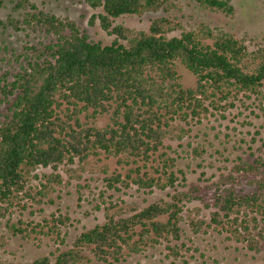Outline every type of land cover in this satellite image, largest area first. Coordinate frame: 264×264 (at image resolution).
Segmentation results:
<instances>
[{"label":"trees","instance_id":"1","mask_svg":"<svg viewBox=\"0 0 264 264\" xmlns=\"http://www.w3.org/2000/svg\"><path fill=\"white\" fill-rule=\"evenodd\" d=\"M83 1L102 9L89 24L99 21L114 36L111 43L95 41L75 20L56 16L32 0L14 2L13 12L20 18L10 14L2 22L43 35L26 46L31 52L19 69L0 77V219L9 217L7 228L23 240L42 236L66 244L67 215L52 214L42 222L11 217L15 209L54 201L53 193L64 184L61 166L70 178H80L78 171L93 165L91 158L105 174L109 165L104 159L117 158L119 164L135 167L125 178L121 173L106 176L110 187L120 190L117 184L133 183L150 192L176 187L177 157L163 152V165L153 166V174H141L139 162L144 167L155 162L153 155L166 140L182 141L192 122L216 113L224 117L238 102L244 105L254 96L264 109V46L259 42L250 49L243 38L204 22L187 29L170 14L180 8L175 0ZM193 1L212 11L235 13L231 0ZM160 11L164 14L153 18L146 31L114 23L123 15ZM180 67L195 76L193 86L185 85ZM102 117L108 118L105 123ZM194 152L202 155L204 150ZM75 163L80 167L74 168ZM47 167L53 171L38 172ZM235 173L178 189L140 210L109 200L104 223L32 264H94L93 257L118 262L163 243L167 256L177 257L185 244L170 243L185 233L181 223L186 218L195 233L211 228L251 251H264V156L242 160ZM243 180L250 189L241 185ZM193 201L210 209L209 220L201 217V206L184 217L186 203Z\"/></svg>","mask_w":264,"mask_h":264},{"label":"rangeland","instance_id":"2","mask_svg":"<svg viewBox=\"0 0 264 264\" xmlns=\"http://www.w3.org/2000/svg\"><path fill=\"white\" fill-rule=\"evenodd\" d=\"M0 7V77L5 71L13 72L19 69L20 62H26L25 54L31 52L26 46L36 44L43 35L32 30L17 31L11 25H3L7 22L10 14L19 17V13L13 12L14 2L17 0H2ZM39 7L50 11L56 16L75 20L95 41L109 44L114 39L113 35L106 32L96 21L90 25L89 21L93 14L102 12L101 8H92L83 0H32ZM235 7V13L226 15L220 11H212L201 6L193 0H175L179 9L170 14L177 16L187 29L196 28L204 22L215 29H222L234 33L243 38L250 49L255 48L259 42L264 46V0H231ZM163 12H146L141 16L123 15L115 19V24H123L134 30H148L151 20L163 15ZM179 34V32H175ZM49 38L46 39V42ZM19 58V60H18ZM183 75V81L187 86L195 84V76L184 67L179 68ZM11 78V77H10ZM3 108H0V111ZM107 117H102L105 123ZM179 122V121H178ZM182 125L187 127L185 122ZM191 131L182 141L166 140L165 146L161 147L153 158L156 161L147 162L144 167L143 161L139 162L143 169L154 173L153 166L162 163V154L177 157V166L174 168L179 179L176 187H167L164 190L154 188L141 189L136 184L130 187H110L106 176L113 173H121L125 178L127 173L135 165H121L117 158L104 159L109 165L108 174H105L102 164L93 158V165L86 166L77 174L79 177L70 178L61 166L58 170L63 174L64 184L57 187L53 193V202L43 204H31L27 209H15L11 216L14 221L19 219L42 222L45 217L52 214H64L70 218V223L64 229L67 230L66 244L60 245L51 237H42V240H23L20 236H14L6 225L9 218L0 219V260L14 264H32L41 256L47 255L58 246L65 248L71 246L75 237L82 231L104 223L106 220L105 206L107 201L118 202L121 205L136 207L138 210L160 199L169 198L176 190H187L191 184H210L220 178L222 174H236V167L242 160H254L258 156H264V109L259 101L253 96L245 100V104L238 102L221 114L209 115L201 122H192ZM204 150L202 155H196L195 149ZM83 166V165H81ZM79 168V163L73 164ZM52 168H42L38 172H52ZM37 183V181H34ZM69 182V183H68ZM242 186L250 189L246 180ZM240 185V186H241ZM202 207L201 217L210 219L209 208L204 207L200 201L186 203L183 215L186 218L187 210L194 207ZM187 219V218H186ZM181 225L185 230L179 240H174L171 245L183 243L185 247L180 249L177 257L167 256L169 249L167 243L154 248H148L144 252L132 254L125 260L118 262L98 261L93 256L94 264H264V251L255 252L246 246L238 244L226 238L225 233H219L209 228L195 233L187 220ZM4 236V238H2Z\"/></svg>","mask_w":264,"mask_h":264}]
</instances>
